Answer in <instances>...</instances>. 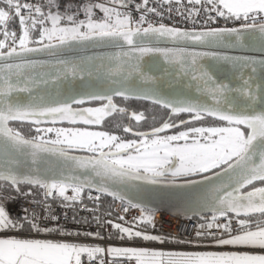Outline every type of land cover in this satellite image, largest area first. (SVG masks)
Listing matches in <instances>:
<instances>
[{"label": "snow or ice", "instance_id": "1", "mask_svg": "<svg viewBox=\"0 0 264 264\" xmlns=\"http://www.w3.org/2000/svg\"><path fill=\"white\" fill-rule=\"evenodd\" d=\"M0 264H264V0H0Z\"/></svg>", "mask_w": 264, "mask_h": 264}, {"label": "built area", "instance_id": "2", "mask_svg": "<svg viewBox=\"0 0 264 264\" xmlns=\"http://www.w3.org/2000/svg\"><path fill=\"white\" fill-rule=\"evenodd\" d=\"M165 23H178L179 26L181 27H191V24L185 25L182 21L177 20H168L165 19L164 21ZM213 26H225L224 25V21H219L217 25H213ZM228 26H233L231 24V22H229ZM93 195H96L97 193L93 192ZM103 196H102V201H101V207H100V211L98 213H96L97 215H101L109 210L113 211V216L111 218H115L116 215V210H118L120 208V202L119 201H111V202H107L103 200ZM88 203V207H92V203L91 202H87ZM112 206V208L110 209L109 206ZM55 207V206H54ZM12 210L15 211L16 206L12 205L11 206ZM57 211H59V209H56ZM79 215L81 216H89L88 213L86 212H81ZM131 215H136L135 210L132 211ZM69 219L72 216V213L69 212L68 213ZM79 218V217H78ZM130 219V217H128ZM156 218H157V227L158 229H160V231L164 232V233H178L181 232L184 227H187L188 229H192L195 227L196 223L198 222V219H187L186 217H174L171 216L169 214L166 213H161V212H157L156 213ZM89 219H91V216H89ZM87 228V230L89 231H94L97 230L96 228V224L93 222L90 226H85ZM104 234V232H102V235ZM40 238H53V239H60V237H40ZM66 239H72V238H66ZM83 239V238H81ZM88 242L90 243H107V241H98V240H89ZM117 241H113V243H116Z\"/></svg>", "mask_w": 264, "mask_h": 264}, {"label": "water", "instance_id": "3", "mask_svg": "<svg viewBox=\"0 0 264 264\" xmlns=\"http://www.w3.org/2000/svg\"><path fill=\"white\" fill-rule=\"evenodd\" d=\"M161 46H171V45H161ZM198 50H212V49H198ZM97 51H109V49H101ZM238 54V53H232ZM37 59H46L44 56L34 57ZM115 99H121L119 97ZM150 103V102H146ZM78 155H82L77 153ZM129 195H136L134 192H130ZM181 192L174 188H158L148 193H143L136 196L135 202L146 203L149 207L157 208V212L166 213L174 217H184L183 215L178 216ZM106 198L112 199L111 197L104 196ZM195 218V217H194ZM198 219V218H195Z\"/></svg>", "mask_w": 264, "mask_h": 264}, {"label": "flooded vegetation", "instance_id": "4", "mask_svg": "<svg viewBox=\"0 0 264 264\" xmlns=\"http://www.w3.org/2000/svg\"><path fill=\"white\" fill-rule=\"evenodd\" d=\"M115 102H116L117 104H119L120 106L129 107L130 111L136 109V107H137L138 105H145V106H147L149 109L152 108V105H151L150 103H146V102H143V101H127V102H125V101H123V100H121V99H115ZM159 112H160V110L157 109V110H156V113L159 114ZM152 114H153V113H152L151 111L148 112V113H146V115L149 116L148 124H151V122H152L151 119H150V117H151ZM113 119L119 120L120 117L117 116V117H114V118H109L108 120H106L105 125H104L103 128L100 129V130L117 131V130L114 129L113 126H112ZM123 122H124V123H128L127 119H124ZM133 123H134V122H133ZM148 124H144L142 127H140V130H142V131L149 130V129H148ZM63 126H68V125L65 124V125H63ZM117 134L124 135V134H123L122 132H120V131H117ZM169 134H171V133H169ZM127 138H134V137H132L131 134H128V135H127ZM80 154H84V153H80Z\"/></svg>", "mask_w": 264, "mask_h": 264}, {"label": "trees", "instance_id": "5", "mask_svg": "<svg viewBox=\"0 0 264 264\" xmlns=\"http://www.w3.org/2000/svg\"><path fill=\"white\" fill-rule=\"evenodd\" d=\"M25 131H27V129H25ZM103 200L107 201V202H111L112 201V199H109V198H106V197H104Z\"/></svg>", "mask_w": 264, "mask_h": 264}]
</instances>
